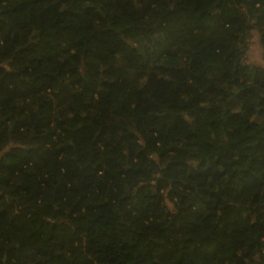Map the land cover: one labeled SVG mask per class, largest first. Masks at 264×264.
<instances>
[{"label":"trees","instance_id":"1","mask_svg":"<svg viewBox=\"0 0 264 264\" xmlns=\"http://www.w3.org/2000/svg\"><path fill=\"white\" fill-rule=\"evenodd\" d=\"M253 30L264 0H0V264H264Z\"/></svg>","mask_w":264,"mask_h":264},{"label":"rangeland","instance_id":"2","mask_svg":"<svg viewBox=\"0 0 264 264\" xmlns=\"http://www.w3.org/2000/svg\"><path fill=\"white\" fill-rule=\"evenodd\" d=\"M245 61L249 64L264 66L262 49L259 43V34L255 30H253L250 35V39L248 42V49L245 53ZM252 216L254 217L255 215Z\"/></svg>","mask_w":264,"mask_h":264}]
</instances>
